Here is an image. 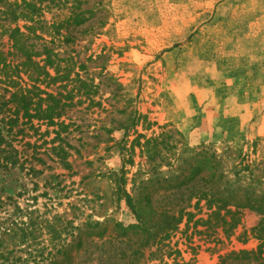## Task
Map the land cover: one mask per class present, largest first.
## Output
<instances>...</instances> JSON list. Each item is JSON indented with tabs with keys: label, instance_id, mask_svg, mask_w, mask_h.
<instances>
[{
	"label": "rangeland",
	"instance_id": "obj_1",
	"mask_svg": "<svg viewBox=\"0 0 264 264\" xmlns=\"http://www.w3.org/2000/svg\"><path fill=\"white\" fill-rule=\"evenodd\" d=\"M78 1L88 20L61 29L72 42L51 44L63 68L73 70L69 79L51 87L67 103L63 115L53 126L34 120L24 135L9 137L20 161L13 168L0 167V198L13 196L0 208V234L12 220L29 228L31 218L38 229L35 240H17V258L55 252L54 230L74 257L71 264H219L230 252L255 251L259 244L264 251V241L252 231L262 215L205 200L196 206L191 201L186 211L192 214L173 224L170 237L149 242L136 256L132 253L140 237L133 231L117 235L137 224L117 187L126 189L134 206L144 204L143 186L158 190L162 180L157 178L175 173L178 155L188 156L182 152L184 143L225 152L228 180L264 197V0ZM74 3L43 1L45 20L66 18ZM1 24L23 22L12 23L0 14ZM0 50L12 52L7 35L0 34ZM7 58L19 61L15 54ZM4 76L0 73V101L13 91ZM14 81L28 82L25 75ZM13 109V104L2 107L0 120L14 116ZM134 110L146 118L125 137L123 126ZM166 132L169 137L157 138ZM137 134L140 145L133 142ZM148 138H157L161 150L150 161L140 148ZM58 144L67 151L69 167L52 150ZM202 184L195 182L196 189ZM187 196L158 191L152 197V222L176 211ZM34 263L30 258L28 264Z\"/></svg>",
	"mask_w": 264,
	"mask_h": 264
},
{
	"label": "trees",
	"instance_id": "obj_2",
	"mask_svg": "<svg viewBox=\"0 0 264 264\" xmlns=\"http://www.w3.org/2000/svg\"><path fill=\"white\" fill-rule=\"evenodd\" d=\"M45 0H0V14L5 20L12 23L22 21L23 25L6 26L0 25V34L7 35L11 42L12 52H7L6 55L0 50V73L4 74L5 83L9 88L13 89L8 99L0 101V110L2 107L6 108L9 104L14 105L13 115L0 120V167L13 168L19 163L18 151L14 149L9 141V137L13 134L24 135L27 126L32 127L34 120L45 122L48 126L57 124L63 115L67 103L62 100L60 92H54L51 88L58 81L69 79L71 70L69 66L63 68L59 54L51 46L56 39L63 40L66 43L72 42L69 33L62 34L61 29L68 27V25L80 26L84 24L88 18L83 11L78 9L79 1L74 0L71 10L66 15V18L46 21L44 12L47 8L42 5ZM54 1V0H52ZM75 7V8H74ZM105 22L100 24L104 26ZM40 41V42H39ZM40 45V50L37 45ZM8 54H15L19 61L15 64L8 60ZM40 58L39 60H37ZM25 75L27 83L21 84L19 81H14L15 76L19 79ZM14 77V78H13ZM77 74L76 78L79 79ZM43 85V88H41ZM61 86L64 84H60ZM64 87V86H63ZM71 100V96H66ZM10 107L8 108V110ZM146 116L138 111H131L129 115V123L123 126V136L128 137L129 132L133 130L141 121H144ZM61 127H65L63 122L59 123ZM182 135V132L177 131ZM59 132H56L55 137L59 138ZM170 133L161 134L160 137H169ZM140 134H137L133 142L140 145ZM157 138H148L141 145V153H144L147 161L154 158L155 155L160 154ZM131 142L130 150L133 151ZM162 142V141H161ZM163 143V142H162ZM208 144L202 143L199 150L196 148H188L183 145L182 152H188V156H179L180 161L174 169L175 173L169 172L166 178H157L158 183L162 180L161 187L149 188L148 185L143 186L145 190L140 201L144 204L133 205L134 198L124 189L123 186H118L117 191L119 196L124 197L127 205L133 210L136 215L137 224L128 228H121L119 230L120 237L131 235H138L140 243L138 248L134 249L132 255L140 254L141 247L146 246L153 241L156 244L163 242L170 237V231L176 221H181L184 215L190 216L192 213L186 211L191 206V201H195L193 206H196L199 201L205 200L209 205L217 204L218 207H226L233 205L236 209L249 208L257 211L262 218L260 222L252 228L255 236L264 241V197L258 198L255 195L254 189L250 186L248 188L237 187V182H231L223 170L222 157L225 152L217 154L211 150ZM171 148V147H168ZM167 148V149H168ZM52 150L65 167H69L66 161L67 151L61 144L53 146ZM182 154V153H181ZM23 164V161L20 162ZM34 171L32 167L28 169ZM124 173L121 168V175L118 179H122ZM115 174V173H114ZM171 174V175H170ZM239 173L236 171V180H239ZM203 181L202 186L196 189L195 182ZM148 182H152L150 179ZM122 185L125 181L122 180ZM174 190L183 195L188 192V196L179 203L176 211L172 213L165 212L160 217L158 222H152V197L158 191ZM17 195H21L18 192ZM3 201L0 198V208L5 202L12 203L13 196L8 195ZM20 212L19 207L16 209ZM55 220L57 215H55ZM59 222V221H57ZM23 224V223H22ZM26 224V223H25ZM28 227L19 226L17 221L12 220L10 226L2 228L0 234V264H28L30 258L35 262L34 264H43L46 260L49 264H71L74 257L71 256L67 249L65 239L62 238L59 232L57 243L55 245V252H49L44 257V252L41 250L35 252L33 257L29 254L28 258L20 260L17 258L14 248L16 242H20L28 238L35 240L36 231L38 230L31 218L27 222ZM26 224V225H27ZM21 225V224H20ZM116 224V228H120ZM47 227L53 230L52 226L47 224ZM28 231V232H27ZM20 232L19 236H17ZM8 236V239L3 235ZM12 242V243H11ZM11 245V248L9 247ZM263 245L259 244L255 251H238L230 252L229 254L220 257L219 264H227L228 262H235V264H264ZM54 249V248H53ZM38 259V261H37ZM134 259V258H133ZM38 262V263H37ZM231 264V263H229Z\"/></svg>",
	"mask_w": 264,
	"mask_h": 264
}]
</instances>
